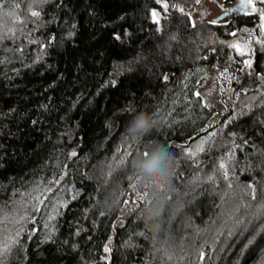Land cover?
Returning a JSON list of instances; mask_svg holds the SVG:
<instances>
[{
	"label": "trees",
	"instance_id": "1",
	"mask_svg": "<svg viewBox=\"0 0 264 264\" xmlns=\"http://www.w3.org/2000/svg\"><path fill=\"white\" fill-rule=\"evenodd\" d=\"M255 7L235 26L226 25L225 33L249 31L251 38L264 10L263 4ZM159 8L155 0H5L0 240L23 229L5 264H162L158 250L170 246L178 259L169 264H264V224L258 220L255 230L250 225L239 235L212 239L226 205L250 201L243 186L252 183L264 196V43L252 40L241 55L221 41L202 57L196 50L201 35L220 37L221 31L205 24L193 28L187 15L171 7L158 26L151 13ZM30 10L40 16L31 17ZM16 16L24 23H15ZM165 41L170 43L160 49ZM209 73L217 76V95L197 97ZM140 111L157 124L133 142L127 127ZM208 133L215 135L209 139ZM201 141L207 143L196 167L184 149L195 150ZM152 145L167 148L175 161V192L156 234L144 227L143 203L129 187L132 158ZM72 151L78 155L71 157ZM230 152L231 188L223 170L215 183L207 182L205 174L212 175ZM122 153L131 154L124 166L109 168ZM196 175L203 180L194 183ZM115 184L123 189L119 203L101 208L98 199ZM37 195L44 200L39 211ZM21 205H27V222L17 223L25 215L17 212Z\"/></svg>",
	"mask_w": 264,
	"mask_h": 264
},
{
	"label": "snow or ice",
	"instance_id": "2",
	"mask_svg": "<svg viewBox=\"0 0 264 264\" xmlns=\"http://www.w3.org/2000/svg\"><path fill=\"white\" fill-rule=\"evenodd\" d=\"M46 2V0H32L33 4H42ZM155 2L160 5L165 12L169 11V8H173L176 11L180 12L183 15H187L188 19L191 20V15L188 13H185V9L183 7H180L179 5H170L167 0H155ZM242 2H244V0H242ZM259 3H264V0H258ZM197 3H199V0H197ZM246 3L248 5H252V12H257V8L255 7L254 4V0H246ZM5 7V0H0V14L3 13ZM14 7L16 9H19L21 7L20 3H15ZM11 14V13H8ZM31 17H36L38 18L40 16V12L36 11V10H30L29 12ZM259 16H260V31L261 33H264V10H259ZM151 18L154 24L156 25H160V18H161V13L153 10L151 13ZM15 23L17 24H21L24 23L23 21L20 20L19 16L15 17ZM210 23L212 24H217L218 22L216 20L211 21ZM192 27L195 28L196 27V23L193 21L192 22ZM161 29L158 27L157 31H160ZM8 33H10L11 35L15 36V32H13L12 29H8ZM5 32L0 31V39H3L5 36ZM233 36L236 35L235 32L231 33ZM115 39H120L119 35L115 36ZM258 43H264V41H257ZM230 47L236 49L237 52H239L241 55H244V52L242 51L241 47L239 44L233 43L231 45H229ZM245 67L247 68H251L252 66V62L251 60H246L244 61ZM227 72V69H225L224 73H221L222 76H224ZM165 80H167V76L164 77ZM115 82H113L114 84ZM195 95L197 97H201L203 98V95L206 94H201L199 92H196ZM205 107H207V103L204 104ZM170 115V114H169ZM205 131H207L205 129ZM215 133H208V137L209 139H211L212 136H214ZM207 143V141H201V144L198 145L195 150L191 149V148H187L184 149V153L185 156L190 158L192 160V163L194 166L199 167V161L196 160V156L198 155V153L204 152L205 151V147L204 144ZM71 157H76L78 154L75 151L71 152ZM131 154L129 153H122L120 158L117 159L116 157H113V163L112 164H108L109 168L113 167V164H115V167L119 168L122 164H125L127 162V158L130 157ZM144 155H147V152L144 153ZM233 158V154L230 152L229 156L227 158V160L222 159L221 162L218 165V168L214 171V173L212 175H208L205 174L206 178H207V182L209 183H215L216 179L219 178V173L220 170H223L222 172V177L225 181H229V170L227 167V164L229 161H231ZM134 171V170H133ZM112 175V172H108L107 176L110 178ZM61 179H63V177H61ZM135 177L134 175H132L131 177H129V187L133 188ZM203 180V178L199 175H196L193 177V182L197 183V182H201ZM51 183V182H50ZM56 184H59V180L55 181ZM228 187L231 188V182L229 181ZM162 190V189H161ZM243 190L245 192L246 195L250 196V201H245V203L243 205L240 204H236L235 206H227L225 207L224 211L221 212L220 217H218V221H222L218 224V228L214 229V231L216 232V236L213 237V242H215L216 238L219 236L224 235V233L226 232L228 237H233L236 235H239L241 232L247 230L249 228V226L251 225L253 230H255V228L258 226L256 225L255 221H259L260 224H264V196H261V194L258 192V189L256 186H254V184L249 183L245 186H243ZM37 192H39V186L36 189ZM52 189L49 187L48 189H46V192H51ZM29 196H31V193L28 194ZM136 196L138 198V200L140 202H142V196L140 193H136ZM35 199L37 200V205L34 206L35 211H39V205L44 204V200L40 199L39 195H37L35 197ZM254 202V203H253ZM125 204H128L129 201L125 200L124 201ZM132 203H137L136 200H133ZM62 206H66V205H62ZM3 210L0 209V212H2ZM25 212V215H22L19 217V220H17L16 222L18 223L20 220H23L25 222H27V205H21L18 209L17 212ZM238 213V214H237ZM101 215H103V213H101ZM0 223H3V221H0ZM239 229V231H237ZM22 227L20 229H18L16 231L15 236L9 235L7 237L6 240H0V264H5V260L7 258V256L12 252L13 248L19 243L18 237H19V232L22 231ZM249 243H251V240L248 241ZM111 243V241H109V244ZM111 251V248L109 247V245H105L104 247V252L108 253ZM158 251H162L164 253V259L162 260V264H169V262L175 261L176 259H178L175 255V252L171 249V246L169 248H165V249H161ZM205 253L204 252H200L199 253V257L198 259L200 261H204L205 260ZM105 260H107V257H104Z\"/></svg>",
	"mask_w": 264,
	"mask_h": 264
},
{
	"label": "clouds",
	"instance_id": "3",
	"mask_svg": "<svg viewBox=\"0 0 264 264\" xmlns=\"http://www.w3.org/2000/svg\"><path fill=\"white\" fill-rule=\"evenodd\" d=\"M156 124L151 115L143 111L137 112L128 123V136L133 142H138L144 135L150 134ZM174 164L173 155L160 145H152L147 151L137 152L131 160L135 177L132 189L141 194L143 203L139 218L152 234L160 231L166 205L175 192L172 187ZM104 182L108 183L106 174ZM122 191L121 185L115 184L105 193L103 199H98L97 204L103 209H111L119 203Z\"/></svg>",
	"mask_w": 264,
	"mask_h": 264
},
{
	"label": "rangeland",
	"instance_id": "4",
	"mask_svg": "<svg viewBox=\"0 0 264 264\" xmlns=\"http://www.w3.org/2000/svg\"><path fill=\"white\" fill-rule=\"evenodd\" d=\"M233 1L236 2L237 0H199V3H197V0H180L179 6H183V8L185 9V13L191 15V23L194 21L196 24L212 25L215 29V32L218 33V31H221V36L219 34L220 37H218L216 33L214 34V32L204 33L201 35L196 50L197 53L202 57H207L209 54L213 53L217 43H220L221 41V43L224 42L227 45H231L233 43L239 44L241 49L244 50L245 53H247L252 40H254V43H256L258 40L260 41L264 38V33H259L261 32L260 27L254 32H251V38L249 35V31H247V33L238 32V34L235 32V36L231 34L233 32L225 33L226 30H224V27L226 25L235 26L236 22L232 19L226 18L215 25L210 23L214 18L218 17L221 14V9L230 8L231 6H233ZM254 4L255 6L263 4L264 6V3H259L258 0H254ZM157 11L161 13V17L165 15V11L161 6ZM172 39L173 37H170L168 40H171L173 42L174 40ZM169 41H165L166 44L162 46V48L160 47V49H164V47H166L170 43ZM216 88L217 76L209 73L205 76L199 93L206 94L203 96L209 97L211 99V97H214L215 94L217 95ZM219 97L216 96L217 99ZM224 107L226 110L229 108V106L227 105H225ZM243 111H245V108L243 109Z\"/></svg>",
	"mask_w": 264,
	"mask_h": 264
},
{
	"label": "water",
	"instance_id": "5",
	"mask_svg": "<svg viewBox=\"0 0 264 264\" xmlns=\"http://www.w3.org/2000/svg\"><path fill=\"white\" fill-rule=\"evenodd\" d=\"M251 9H252V5H248L246 3V0H244V2H242V0H237L235 4L230 8L221 9V14L218 17L214 18L213 20L220 22L232 15H244L248 12H251L252 11Z\"/></svg>",
	"mask_w": 264,
	"mask_h": 264
},
{
	"label": "flooded vegetation",
	"instance_id": "6",
	"mask_svg": "<svg viewBox=\"0 0 264 264\" xmlns=\"http://www.w3.org/2000/svg\"><path fill=\"white\" fill-rule=\"evenodd\" d=\"M233 3L235 4L234 1H233ZM250 14H252V11H251V12H248V13H246V14H244V15H232V16L228 17V19L235 20V19L238 18V17H243V16H247V15H250ZM258 25H259V24H258Z\"/></svg>",
	"mask_w": 264,
	"mask_h": 264
}]
</instances>
